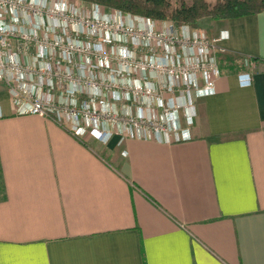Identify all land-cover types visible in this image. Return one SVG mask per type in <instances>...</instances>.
I'll return each instance as SVG.
<instances>
[{"label": "crops", "instance_id": "crops-1", "mask_svg": "<svg viewBox=\"0 0 264 264\" xmlns=\"http://www.w3.org/2000/svg\"><path fill=\"white\" fill-rule=\"evenodd\" d=\"M211 27L223 74L185 141H82L1 93L0 264H264V12Z\"/></svg>", "mask_w": 264, "mask_h": 264}, {"label": "built area", "instance_id": "built-area-1", "mask_svg": "<svg viewBox=\"0 0 264 264\" xmlns=\"http://www.w3.org/2000/svg\"><path fill=\"white\" fill-rule=\"evenodd\" d=\"M99 11L91 22L54 0H0V102L5 91L15 114L48 118L82 141L190 139L198 99L217 92L226 37L119 10L112 25ZM256 64L244 60L241 83Z\"/></svg>", "mask_w": 264, "mask_h": 264}, {"label": "trees", "instance_id": "trees-1", "mask_svg": "<svg viewBox=\"0 0 264 264\" xmlns=\"http://www.w3.org/2000/svg\"><path fill=\"white\" fill-rule=\"evenodd\" d=\"M86 4H96L123 13L149 17L155 20H171L177 25L197 27L199 21L209 18L222 21L264 12V0H216L214 5L206 0H182L178 7H173L170 0H82ZM226 55L225 51L218 54V59ZM245 59L258 63L257 58L232 55L228 62L236 60L241 63Z\"/></svg>", "mask_w": 264, "mask_h": 264}, {"label": "rangeland", "instance_id": "rangeland-1", "mask_svg": "<svg viewBox=\"0 0 264 264\" xmlns=\"http://www.w3.org/2000/svg\"><path fill=\"white\" fill-rule=\"evenodd\" d=\"M186 1L188 3L192 2V0H186ZM206 1L211 5H214L216 3V0H206ZM170 2L173 7H178L181 4L182 0H170ZM54 4L58 5V7L63 6L64 10H66V8L68 10H84L85 15L86 14L90 15V16L88 15L86 20L91 21V22L94 21V20H91V18L94 16L93 15L94 10H100L99 13L103 15V18L106 17L108 19V22H110L112 25H116V19L114 18L115 14L113 12L114 9H109L106 7L95 8L90 4L84 3L82 0H54ZM50 5L52 6V4ZM99 17L98 15L94 16V18H99ZM214 23L215 21L209 18H205L199 21V24L197 27L204 29L207 32L208 36H210L213 34V29L211 26ZM158 24L161 25L160 23Z\"/></svg>", "mask_w": 264, "mask_h": 264}]
</instances>
